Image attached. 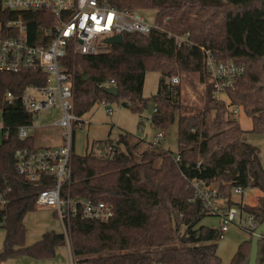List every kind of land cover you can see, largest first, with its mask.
<instances>
[{
  "label": "trees",
  "instance_id": "16d2710c",
  "mask_svg": "<svg viewBox=\"0 0 264 264\" xmlns=\"http://www.w3.org/2000/svg\"><path fill=\"white\" fill-rule=\"evenodd\" d=\"M115 2L120 8L155 9L163 29L189 33L192 44L178 47L165 31L153 30L149 35L126 33L123 42L111 44L107 52H70L67 63L74 70V111L85 120L97 103L106 100L121 101L138 114L153 106L152 123L158 129H169L177 116L179 148L175 153L150 148L137 154L144 139L125 132L115 142H104V154L79 155L74 150L70 184L64 192L111 203L114 216L108 221L71 219L73 253L80 262L95 264H221L217 242L222 234L218 228L200 225L210 214L202 200L194 199L190 181L216 186L227 205L238 206L259 223L264 220L260 150L230 117L231 107L241 106L253 121L251 131L264 133V0ZM46 15L5 10L0 0V22L21 17L29 25L33 43H38L49 22ZM202 48L217 60L231 59L246 67L226 90L228 103L215 95ZM148 70L163 75L158 93L150 97L143 94ZM181 72L199 73L202 81L207 80L201 107L186 103L181 86L168 82L167 78ZM44 80L41 71H0V194L8 199L6 208H0V226L6 229L0 264L15 256L52 257L58 245L66 244L63 232L54 230L44 232L33 244L26 243L24 216L36 208L41 187L28 184L15 169V151L35 147L33 136L20 137L19 128L32 126L35 120L21 96L28 84ZM110 80L119 88L118 96L106 91ZM7 92L15 95L13 101L6 99ZM236 187L259 189L261 194L255 204H248L233 198ZM251 237L240 244L230 264H248Z\"/></svg>",
  "mask_w": 264,
  "mask_h": 264
},
{
  "label": "built area",
  "instance_id": "2783aa9c",
  "mask_svg": "<svg viewBox=\"0 0 264 264\" xmlns=\"http://www.w3.org/2000/svg\"><path fill=\"white\" fill-rule=\"evenodd\" d=\"M5 10L14 12H44L49 20L43 28L38 43H33L29 35V25L21 17L0 22V71L19 73L22 71H41L45 80L27 85L21 96L25 109L36 115L43 109L59 107L62 115L51 123L64 130L63 143L58 146L20 148L14 153L15 169L28 184L41 187L37 194V207H50L60 219L63 234L70 252L71 264H95L80 262L74 255L71 244L70 221L81 216L85 219L108 221L114 216L111 203L92 198L75 197L64 189L69 186L72 175V156L75 150V131L83 128L87 120L74 111V70L67 63L70 52L73 54H96L107 52L111 44L106 39L126 33L149 35L153 30H163L167 37L174 38L178 47L192 44L189 33L180 35L163 29L156 21L149 22L139 9L120 8L115 0H1ZM51 19H50V18ZM46 20V21H47ZM205 69L213 85L215 94L226 92L244 74L245 65L234 60H217L210 50H205ZM172 83L179 78L172 76ZM107 82V87L114 86ZM32 89L33 92L29 90ZM40 96V98H38ZM6 99L11 102L15 95L7 92ZM217 97V96H216ZM218 98V97H217ZM221 99V98H218ZM224 100V99H222ZM226 103H228L225 100ZM240 106H232L231 114H238ZM111 111H109L110 113ZM21 126L20 137L26 138L29 128ZM165 137L160 130L154 139L155 144ZM111 154L113 146L107 145ZM179 155L175 156L179 160ZM190 185L196 195L194 199L203 201L209 214L220 217L219 231L229 229L242 213L238 206L227 205L216 186L193 179ZM243 194L241 187L233 191ZM8 199L0 194V208H6ZM246 230L253 235L259 222L248 214ZM264 238V235H262ZM149 264H162L152 262Z\"/></svg>",
  "mask_w": 264,
  "mask_h": 264
},
{
  "label": "rangeland",
  "instance_id": "374dc122",
  "mask_svg": "<svg viewBox=\"0 0 264 264\" xmlns=\"http://www.w3.org/2000/svg\"><path fill=\"white\" fill-rule=\"evenodd\" d=\"M141 13L149 22H153L156 14L155 9L147 8L141 10ZM174 76L179 78L178 85L181 86L182 99L190 106L201 107L202 94L206 89V79L202 81L199 73H178ZM163 75L158 71L148 70L145 76L143 94L146 97L153 96L158 93L161 79ZM171 82V79H168ZM33 92L32 89L29 90ZM218 98L228 100L226 92H218L215 94ZM40 98V96H38ZM238 114H230V117L240 122L241 126L246 130V140L257 146L260 150V157L264 167V133L251 131L253 121L249 115L240 106ZM109 111H111L109 113ZM154 107L151 106L144 110L142 114L134 113L130 108L123 105L121 101H103L97 103L91 111H89L84 119L87 123L83 128L76 129L75 133V153L79 155L87 153H98L99 144H103L107 140L115 142L121 133L129 132L136 138L144 139L145 143L139 145L137 154L146 149L156 148L164 149L172 152L178 151V123L177 116L173 125L163 130L165 137L162 141L153 143L156 134L161 130L156 128L152 123V114ZM62 115L59 107L53 109H43L39 111L34 120V124L29 128V134L34 136L35 146H45L48 144H60L62 141L63 128L51 125L52 122L60 118ZM49 127H42L43 125ZM3 122L0 110V143L3 138ZM61 143V144H62ZM261 191L255 188L244 190L243 195L233 193V198L243 200L248 204H255ZM224 201L225 198L223 197ZM248 213L242 212L239 218L229 225V229L222 233V237L218 240L217 253L221 257V264H230L233 256L237 252L240 244L250 238V234L245 229L247 226ZM26 227L25 240L26 243L33 244L40 240L43 233L54 230L63 232V226L50 207H37L29 211L24 216ZM212 228L220 227V217L218 215H206L200 222ZM6 229L0 226V243L5 239ZM252 238V237H251ZM260 257L264 259V239L260 241ZM258 260V264H261ZM3 264H71L70 252L67 244L58 245L55 255L48 258H32L28 256L11 257L4 261Z\"/></svg>",
  "mask_w": 264,
  "mask_h": 264
},
{
  "label": "water",
  "instance_id": "95a60500",
  "mask_svg": "<svg viewBox=\"0 0 264 264\" xmlns=\"http://www.w3.org/2000/svg\"><path fill=\"white\" fill-rule=\"evenodd\" d=\"M123 40H124L123 35H116V36L107 38L106 43L120 44L123 42ZM106 91L113 96L119 95V88L117 86H111V87L109 86L106 88ZM98 149H101L102 154L105 153L103 144H100V146H98ZM262 235H264V220L259 223L257 229L255 230V233L252 235L251 253H250L248 264H258V260L260 256V241H261ZM261 264H264V260L261 261Z\"/></svg>",
  "mask_w": 264,
  "mask_h": 264
},
{
  "label": "crops",
  "instance_id": "0c3cea01",
  "mask_svg": "<svg viewBox=\"0 0 264 264\" xmlns=\"http://www.w3.org/2000/svg\"><path fill=\"white\" fill-rule=\"evenodd\" d=\"M227 102H228V100H226ZM240 123V122H239ZM50 125V124H49ZM49 125L47 124V125H43L42 127H49ZM33 126V125H32ZM63 134H64V130H63ZM31 135V134H30ZM31 136H33V135H31ZM33 138H34V136H33ZM62 141H63V135H62ZM62 143V142H61ZM61 143L60 144H56V145H53V144H48V145H45V146H58V145H61ZM143 143H145V141L143 142ZM103 145H104V149H105V144L103 143ZM99 146H100V144H99ZM37 147V146H36ZM39 147H44V146H39ZM97 150L99 151V152H102L101 151V149H98L97 148ZM106 151V150H105ZM3 243H4V241L2 242V243H0V249L2 248V246H3ZM4 263V262H3ZM2 263V264H3Z\"/></svg>",
  "mask_w": 264,
  "mask_h": 264
},
{
  "label": "flooded vegetation",
  "instance_id": "af4514ba",
  "mask_svg": "<svg viewBox=\"0 0 264 264\" xmlns=\"http://www.w3.org/2000/svg\"><path fill=\"white\" fill-rule=\"evenodd\" d=\"M262 260H263V258H261V257H260V260H259V261H260V263H261V261H262Z\"/></svg>",
  "mask_w": 264,
  "mask_h": 264
}]
</instances>
